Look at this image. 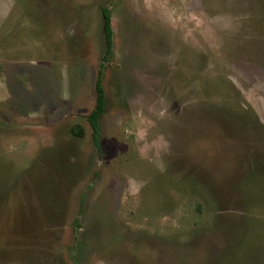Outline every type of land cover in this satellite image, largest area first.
Segmentation results:
<instances>
[{"label": "rangeland", "instance_id": "374dc122", "mask_svg": "<svg viewBox=\"0 0 264 264\" xmlns=\"http://www.w3.org/2000/svg\"><path fill=\"white\" fill-rule=\"evenodd\" d=\"M98 260L264 264V0H0V264Z\"/></svg>", "mask_w": 264, "mask_h": 264}, {"label": "trees", "instance_id": "16d2710c", "mask_svg": "<svg viewBox=\"0 0 264 264\" xmlns=\"http://www.w3.org/2000/svg\"><path fill=\"white\" fill-rule=\"evenodd\" d=\"M103 14V28L105 33V41H106V50L104 54V61L111 58V56L114 53V31L112 27V21H111V14L110 9L108 7H105L102 9ZM103 67L104 64L100 67L98 70V77L96 82V103L91 112L88 115V120L90 122V125L92 127V134L95 141H98V136L100 132V116L104 110L105 103H106V93L103 85Z\"/></svg>", "mask_w": 264, "mask_h": 264}, {"label": "clouds", "instance_id": "9594fccd", "mask_svg": "<svg viewBox=\"0 0 264 264\" xmlns=\"http://www.w3.org/2000/svg\"><path fill=\"white\" fill-rule=\"evenodd\" d=\"M149 129L148 127H144L138 130L136 133L137 143L139 144V154L142 159H146L151 161L152 157L155 156L159 158L161 153L166 151L168 148L167 140L161 135L154 139L149 140ZM157 167L163 171V164L162 162L157 163ZM141 183L136 181L135 179L129 180V189L128 191L132 195L138 194L140 191ZM165 220L167 217L164 218ZM97 264H104L103 260H98Z\"/></svg>", "mask_w": 264, "mask_h": 264}]
</instances>
